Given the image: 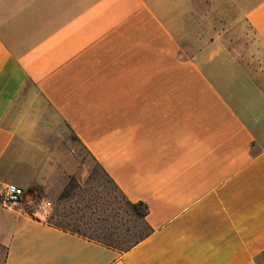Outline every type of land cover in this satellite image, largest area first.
<instances>
[{
  "label": "crops",
  "instance_id": "0c3cea01",
  "mask_svg": "<svg viewBox=\"0 0 264 264\" xmlns=\"http://www.w3.org/2000/svg\"><path fill=\"white\" fill-rule=\"evenodd\" d=\"M223 7L264 45V0H0V192L25 190L0 201L8 264H264V83L190 32ZM45 103L146 205L129 250L49 219L76 154Z\"/></svg>",
  "mask_w": 264,
  "mask_h": 264
},
{
  "label": "rangeland",
  "instance_id": "374dc122",
  "mask_svg": "<svg viewBox=\"0 0 264 264\" xmlns=\"http://www.w3.org/2000/svg\"><path fill=\"white\" fill-rule=\"evenodd\" d=\"M206 14V22L194 24L195 29L190 27V32L203 33L206 41L219 33L246 76L264 83V45L246 22L237 21L241 18V8H214L213 13ZM195 41H198L195 37L187 40L190 47ZM44 109V131L48 132L50 126L60 127L59 141L65 146L62 153L76 154L74 173L61 195L52 200L49 219L73 231L106 240L123 252L149 231L143 217L131 208L113 181L47 103ZM5 260L6 249L0 247V264H6Z\"/></svg>",
  "mask_w": 264,
  "mask_h": 264
},
{
  "label": "built area",
  "instance_id": "2783aa9c",
  "mask_svg": "<svg viewBox=\"0 0 264 264\" xmlns=\"http://www.w3.org/2000/svg\"><path fill=\"white\" fill-rule=\"evenodd\" d=\"M25 190L23 187L9 183L6 188L0 192V201L6 206H13L21 202Z\"/></svg>",
  "mask_w": 264,
  "mask_h": 264
},
{
  "label": "trees",
  "instance_id": "16d2710c",
  "mask_svg": "<svg viewBox=\"0 0 264 264\" xmlns=\"http://www.w3.org/2000/svg\"><path fill=\"white\" fill-rule=\"evenodd\" d=\"M108 176V175H107ZM124 196V195H123ZM124 198L126 199V201H127V203L131 206V208L137 213V214H140L142 217H143V219H144V221H145V223H146V225H147V227H148V229H149V231L145 234V235H143V236H141L139 239H137L132 245H130L129 247H127L124 251H127V250H129L132 246H134L136 243H138V242H140L141 240H143L144 238H146L151 232H152V229L150 228V226H149V224L147 223V221H146V215H147V212H148V210H147V207H146V205H144L143 204V202H138V203H133V202H131L130 200H128L125 196H124ZM75 232H77V231H75ZM79 233V232H78ZM80 234H82V233H80ZM84 235V234H83ZM85 236H87V235H85ZM88 237H91V236H88ZM91 238H93V237H91ZM94 239H96V238H94ZM97 240H100V241H102V242H106V243H108L109 244V242L108 241H106V240H103V239H97ZM111 247H113L111 244H109ZM0 247H4L5 249H6V264H8L7 263V253H8V249H7V247L6 246H4L3 244H1L0 243Z\"/></svg>",
  "mask_w": 264,
  "mask_h": 264
}]
</instances>
